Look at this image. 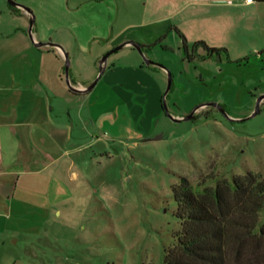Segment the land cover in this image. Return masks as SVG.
Masks as SVG:
<instances>
[{
  "label": "rangeland",
  "instance_id": "1",
  "mask_svg": "<svg viewBox=\"0 0 264 264\" xmlns=\"http://www.w3.org/2000/svg\"><path fill=\"white\" fill-rule=\"evenodd\" d=\"M15 1L34 16L32 37L67 53L70 81L75 72L88 86L100 57L125 40L144 45L142 52L127 44L111 53L108 65L121 71L109 80L103 74L86 96L58 103L53 97L51 119L70 135L60 139V152L72 148L60 160L72 159L69 170L78 178L63 175L52 188L58 201L45 199L27 215L34 232L12 246L16 264H165L181 229L172 191L181 176L195 191L215 188L221 178L232 186L234 175L249 171L264 177V99L253 117L229 119L248 116L264 94V54L217 60L201 58L199 49L187 56L172 23L159 19L165 0ZM13 9L0 0V83L12 86L36 78L35 55L25 54L20 35L38 49L29 15ZM61 67L65 81L64 58ZM168 73L171 114L185 116L211 102L225 113L202 105L194 118L170 119L162 106ZM55 201L59 216L51 212ZM263 220L264 205L257 229Z\"/></svg>",
  "mask_w": 264,
  "mask_h": 264
},
{
  "label": "crops",
  "instance_id": "2",
  "mask_svg": "<svg viewBox=\"0 0 264 264\" xmlns=\"http://www.w3.org/2000/svg\"><path fill=\"white\" fill-rule=\"evenodd\" d=\"M165 2L167 12L159 19L172 23L171 29H178L188 45L202 40L209 46L225 48L222 57L227 60H241L252 54L263 57L264 0ZM159 19L149 21L153 23ZM20 39L25 54L35 55L37 69L36 78L30 82L24 80L13 86L0 83V264L19 261L12 246L25 241L28 233L34 232V225L27 224V215L34 216V209L47 204L45 199H58V192L52 190L54 182L64 176L72 182L77 180V173L69 170L72 159L60 160L69 156L72 149L60 152L63 145L60 139L68 141L70 135L64 129L66 124L51 119L54 109L51 103L53 97L57 103L60 99L69 102L73 96L83 97L88 92L72 91L63 81L61 62L64 57L58 47L44 45L32 49L26 35H20ZM44 39L33 33L34 42H49ZM120 71L115 65L106 63L102 75L109 80ZM77 76L73 72L71 84L79 89L87 87ZM49 204L52 214L59 216L62 213V209L56 207V201Z\"/></svg>",
  "mask_w": 264,
  "mask_h": 264
},
{
  "label": "trees",
  "instance_id": "3",
  "mask_svg": "<svg viewBox=\"0 0 264 264\" xmlns=\"http://www.w3.org/2000/svg\"><path fill=\"white\" fill-rule=\"evenodd\" d=\"M175 31L189 57L201 49V58L221 60L226 52L202 40L188 45L185 36ZM172 191L181 229L166 251L165 264H264V220L256 228L264 205L263 176L249 171L234 175L232 186L221 178L215 188L205 186L200 191L181 176Z\"/></svg>",
  "mask_w": 264,
  "mask_h": 264
},
{
  "label": "water",
  "instance_id": "4",
  "mask_svg": "<svg viewBox=\"0 0 264 264\" xmlns=\"http://www.w3.org/2000/svg\"><path fill=\"white\" fill-rule=\"evenodd\" d=\"M8 3L14 7V8H21V9H24L25 11H27L29 13V26H28V33H29V36L31 37L32 39V34H31V29H32V26H33V23H34V16L31 14V11H29V9L27 7H25L23 4L15 1V0H7ZM36 46H44V45H49V46H56L58 47L62 53H63V57H64V76H65V82L67 84V86L72 90V91H88L90 90L95 84L96 82L98 81L99 77L102 75V73L104 72L105 68H106V63H107V59L109 57V55L113 52H115L116 50L122 48L124 45L126 44H130L134 47H136L140 52H142V48H143V44H140L138 42H135L133 40H127V41H123L122 43L116 45L115 47L109 49L108 51H106L99 59V62H98V72L95 76V78L93 79V81L85 88H82V89H79L77 87H74L70 80H69V65H70V61H69V58H68V55L67 53L64 51V49L62 48L61 45L57 44V43H53V42H34ZM145 62L146 64H150V63H153V61L149 60V59H145ZM171 82H172V78H171V75L170 73H168V79H167V85H166V88H165V91L163 93V97H162V106L164 108V111L166 113V115L172 119L173 121H180V120H187V119H190V118H194L195 116V112L199 109L200 106H214L216 107L217 109H219L220 111H222L223 113L224 110L222 108L221 105L217 104V103H214V102H211V103H206V104H202L200 106H197L195 107L190 114L188 115H185V116H175L173 114H171L166 106V102H165V97H166V94L168 93L170 87H171ZM264 99V94H261L257 97V100H256V104H255V107L253 109V111L246 117L244 118H241V119H233V118H229L231 121H235V120H245L247 118H250V117H253L254 115L257 114V112L259 111V108H260V103L261 101Z\"/></svg>",
  "mask_w": 264,
  "mask_h": 264
},
{
  "label": "built area",
  "instance_id": "5",
  "mask_svg": "<svg viewBox=\"0 0 264 264\" xmlns=\"http://www.w3.org/2000/svg\"><path fill=\"white\" fill-rule=\"evenodd\" d=\"M246 2H251L252 0H245Z\"/></svg>",
  "mask_w": 264,
  "mask_h": 264
},
{
  "label": "flooded vegetation",
  "instance_id": "6",
  "mask_svg": "<svg viewBox=\"0 0 264 264\" xmlns=\"http://www.w3.org/2000/svg\"><path fill=\"white\" fill-rule=\"evenodd\" d=\"M199 113V112H198ZM196 115V114H195Z\"/></svg>",
  "mask_w": 264,
  "mask_h": 264
}]
</instances>
